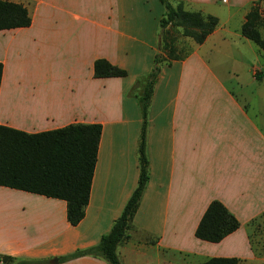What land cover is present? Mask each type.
<instances>
[{
    "label": "crops",
    "instance_id": "1",
    "mask_svg": "<svg viewBox=\"0 0 264 264\" xmlns=\"http://www.w3.org/2000/svg\"><path fill=\"white\" fill-rule=\"evenodd\" d=\"M26 7L27 27L0 30V125L39 133L98 123L101 135L84 218L66 202L0 186V255L48 264H109L58 258L96 245L138 181L141 113L130 94L159 52L160 0H7ZM217 18L185 57L163 64L148 108L149 179L116 252L121 264H185L235 257L264 264V51L241 34L264 0H171ZM264 27H260L261 30ZM103 58L124 77L96 78ZM212 200L239 227L213 243L194 236ZM197 262V263H199ZM0 264H2L0 260Z\"/></svg>",
    "mask_w": 264,
    "mask_h": 264
},
{
    "label": "trees",
    "instance_id": "2",
    "mask_svg": "<svg viewBox=\"0 0 264 264\" xmlns=\"http://www.w3.org/2000/svg\"><path fill=\"white\" fill-rule=\"evenodd\" d=\"M160 2L165 9L160 21V50L153 58L150 72L136 79L130 89V94L138 101L142 119L137 148V185L121 214L96 245L77 249L59 257L58 261L95 256L104 258L109 264H121L116 248L133 227L132 219L149 179L146 129L153 87L163 64L181 59L188 53H176L171 27L180 28L183 36L200 44L218 23L213 15L185 10L181 1ZM30 23L31 18L26 7L0 0V30L27 27ZM260 27H264V18L256 4L247 12L241 34L264 51V38ZM93 75L96 78L124 77L126 71L106 59L99 58L93 63ZM1 78L0 63V84ZM101 130L98 123H72L39 133H27L0 125V186L64 200L66 220L71 226H76L84 218L89 201ZM239 225L237 218L220 201L212 200L202 214L194 236L202 241L216 243L235 231ZM0 260L2 264H48L44 259H21L8 255H0ZM196 264H239V259L211 257Z\"/></svg>",
    "mask_w": 264,
    "mask_h": 264
},
{
    "label": "rangeland",
    "instance_id": "3",
    "mask_svg": "<svg viewBox=\"0 0 264 264\" xmlns=\"http://www.w3.org/2000/svg\"><path fill=\"white\" fill-rule=\"evenodd\" d=\"M261 35L264 38V29L261 30ZM171 36L173 38V44L176 48L175 49L176 53L178 55H183L184 53H187L190 48L187 42H189L192 39L183 36L181 34V29L178 27H171ZM199 261H200L199 258H194V260H192L191 257L185 258V264H196Z\"/></svg>",
    "mask_w": 264,
    "mask_h": 264
}]
</instances>
